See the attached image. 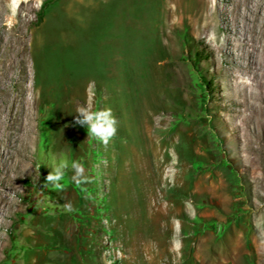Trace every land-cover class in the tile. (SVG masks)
Returning <instances> with one entry per match:
<instances>
[{
	"label": "rangeland",
	"instance_id": "1",
	"mask_svg": "<svg viewBox=\"0 0 264 264\" xmlns=\"http://www.w3.org/2000/svg\"><path fill=\"white\" fill-rule=\"evenodd\" d=\"M252 11L0 0V264H264V84L216 40Z\"/></svg>",
	"mask_w": 264,
	"mask_h": 264
},
{
	"label": "bare ground",
	"instance_id": "2",
	"mask_svg": "<svg viewBox=\"0 0 264 264\" xmlns=\"http://www.w3.org/2000/svg\"><path fill=\"white\" fill-rule=\"evenodd\" d=\"M245 6L254 9L252 12L245 13L244 16L247 20L246 24L238 26L237 31L232 36H225L223 39L218 32L216 40L219 46L217 48L219 51H224V48L230 46V48L239 51L240 54L239 57H237L236 65L232 68L233 75H235L237 79L240 78V76L253 77L254 83H256L257 86H262L264 84L262 83L264 79V4L256 0H245ZM224 11H227V9ZM0 64L3 70V64ZM1 198H4V195L3 197L1 196Z\"/></svg>",
	"mask_w": 264,
	"mask_h": 264
},
{
	"label": "trees",
	"instance_id": "3",
	"mask_svg": "<svg viewBox=\"0 0 264 264\" xmlns=\"http://www.w3.org/2000/svg\"><path fill=\"white\" fill-rule=\"evenodd\" d=\"M185 43L187 45L189 61L192 63V65L195 68H198L201 61H203L204 59H207V56L205 55L203 51L199 50L198 44L194 40L190 39L189 37H186ZM202 79L204 83L206 84L207 89L210 92H214L213 91L214 90L213 80H207L205 77H203Z\"/></svg>",
	"mask_w": 264,
	"mask_h": 264
},
{
	"label": "clouds",
	"instance_id": "4",
	"mask_svg": "<svg viewBox=\"0 0 264 264\" xmlns=\"http://www.w3.org/2000/svg\"><path fill=\"white\" fill-rule=\"evenodd\" d=\"M47 179L51 180V179H53V176H52V175H49V176L47 177Z\"/></svg>",
	"mask_w": 264,
	"mask_h": 264
}]
</instances>
